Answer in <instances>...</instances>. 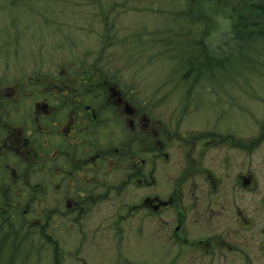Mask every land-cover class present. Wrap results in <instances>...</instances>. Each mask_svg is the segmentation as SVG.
Masks as SVG:
<instances>
[{
    "label": "rangeland",
    "instance_id": "374dc122",
    "mask_svg": "<svg viewBox=\"0 0 264 264\" xmlns=\"http://www.w3.org/2000/svg\"><path fill=\"white\" fill-rule=\"evenodd\" d=\"M189 3L0 0V98H14L19 107L5 105L9 121L20 122L24 105L30 103L19 101L26 82L38 93V81H48L63 69L81 79L92 66L103 64L109 84L119 79L115 87L131 103L150 107L156 120L181 133L205 135L198 146L215 132L216 144L204 155V169L219 179L206 181L200 173L180 187L189 219L186 240L178 243L169 238L176 209L129 217L127 200L132 197L125 188L112 191L102 209L83 218V233L70 225L71 218H63L62 230L54 228L57 221L52 219L44 232L49 242L38 224L42 216L23 212L22 194L16 195L24 190L21 185L11 198L20 214L0 212L1 263L264 264V40L246 42L240 57L234 46L238 17L264 0H203L192 16L187 14ZM200 11L206 15L199 17ZM201 39L215 50L233 41L238 56L225 69L187 79L188 59L202 57ZM171 150L175 163L163 168V179L169 168L176 173V160L184 157L177 138ZM245 178H251L250 185ZM169 182L173 187L175 181ZM172 187L162 181L157 191ZM203 238L216 248L196 245Z\"/></svg>",
    "mask_w": 264,
    "mask_h": 264
},
{
    "label": "flooded vegetation",
    "instance_id": "af4514ba",
    "mask_svg": "<svg viewBox=\"0 0 264 264\" xmlns=\"http://www.w3.org/2000/svg\"><path fill=\"white\" fill-rule=\"evenodd\" d=\"M108 71L96 64L77 79L63 69L48 81H38V93L26 82L19 101L30 103L24 105L18 123L9 121L4 111L10 102L19 109L14 98L9 102L0 98V212L20 214L11 198L22 185L24 190L16 195L22 194L23 212L41 215L32 216L43 232L52 219L57 221L54 228L62 230L63 218L68 217L70 225L83 233V218L102 209L112 191L125 188L132 197L127 200V216L154 217L176 209L169 238L176 243L186 240L189 217L180 187L196 181L200 173L206 181H219L204 169V155L216 144V133L198 146L205 135H187L156 120L150 107L131 103L118 92L119 79L109 84ZM175 138L183 143L184 157L176 160V173L169 168L163 179V168L175 163L171 150ZM245 179L250 185L252 181ZM162 181L170 188L169 181L175 183L168 192L158 193ZM212 243L203 238L196 245L216 248Z\"/></svg>",
    "mask_w": 264,
    "mask_h": 264
},
{
    "label": "trees",
    "instance_id": "16d2710c",
    "mask_svg": "<svg viewBox=\"0 0 264 264\" xmlns=\"http://www.w3.org/2000/svg\"><path fill=\"white\" fill-rule=\"evenodd\" d=\"M190 1V7L188 8V16H192L194 10V6L199 5L197 4L200 1L203 0H189ZM255 6L253 7V5L251 6V9L249 8V12L247 13V15H241L238 17L237 22L234 25V33H235V41L236 43H234L235 46V50L237 52L242 51L245 48V44L246 42L249 41H255L257 39H263L264 40V26L263 29H258L256 30V28L258 27V24L262 25L264 24V22H258V19H263L264 20V4H254ZM204 13L200 11L199 13V17H201L200 15H203ZM206 15V14H204ZM204 18V17H203ZM207 34L209 32H206ZM232 36V37H234ZM204 39V38H202ZM201 39V40H202ZM201 53H202V57L200 55H193L191 56L190 59H188L187 62V66H188V72L185 74V77L187 79H190V76L196 75V77H203L204 75H209L211 73H214L217 70H221V69H225L228 64L231 62L232 60V56L236 57L238 56L235 52V50H233V41H228L227 42V47L223 48L222 45H220L216 50L213 48L208 47L207 44H204V40L201 41ZM199 43V44H200ZM241 52L239 53V57L242 56L240 55ZM205 55V56H203ZM201 57V58H200ZM264 128V127H263ZM235 140H233L234 142ZM236 145H240V143H236ZM41 233L46 236L48 238V241H50V237H48L47 234H45L42 230ZM53 244L55 245V243L53 242ZM56 247V259L57 262L59 261L58 259V248L57 245H55ZM0 264H3L0 262Z\"/></svg>",
    "mask_w": 264,
    "mask_h": 264
},
{
    "label": "water",
    "instance_id": "95a60500",
    "mask_svg": "<svg viewBox=\"0 0 264 264\" xmlns=\"http://www.w3.org/2000/svg\"><path fill=\"white\" fill-rule=\"evenodd\" d=\"M245 181H247V183L249 182V181H251L250 179H245Z\"/></svg>",
    "mask_w": 264,
    "mask_h": 264
}]
</instances>
